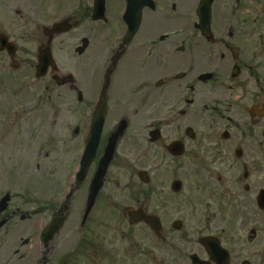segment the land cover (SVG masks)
<instances>
[{
  "label": "flooded vegetation",
  "instance_id": "1",
  "mask_svg": "<svg viewBox=\"0 0 264 264\" xmlns=\"http://www.w3.org/2000/svg\"><path fill=\"white\" fill-rule=\"evenodd\" d=\"M4 205L0 264L64 205L34 264H264V0H0Z\"/></svg>",
  "mask_w": 264,
  "mask_h": 264
},
{
  "label": "rangeland",
  "instance_id": "2",
  "mask_svg": "<svg viewBox=\"0 0 264 264\" xmlns=\"http://www.w3.org/2000/svg\"><path fill=\"white\" fill-rule=\"evenodd\" d=\"M29 160V159H28ZM28 160L22 163V168L28 166ZM67 158L62 156H54L53 158V167L55 173H62L64 172V166L66 163ZM55 177H58L55 175ZM24 182V175L21 174L20 180ZM19 206L22 213L25 211L30 212L31 206L21 202ZM77 205L71 206V211L77 210ZM17 221L14 222L13 227H6V230L9 231L5 237V246L7 249L5 250L3 257L5 258V264H32L31 259L33 261L32 255V242L34 237L36 236V231L40 230L41 226H45V223L37 222V221ZM39 220V219H38ZM13 225V224H11ZM4 242V239H2ZM27 240V243L23 245V242ZM32 241V242H31ZM17 249L18 252L14 254V250Z\"/></svg>",
  "mask_w": 264,
  "mask_h": 264
},
{
  "label": "water",
  "instance_id": "3",
  "mask_svg": "<svg viewBox=\"0 0 264 264\" xmlns=\"http://www.w3.org/2000/svg\"><path fill=\"white\" fill-rule=\"evenodd\" d=\"M62 223V220H57L54 219L53 223H51V225L48 227V229L46 230L45 236H44V240L49 239L50 237L53 236V234L57 231V229L60 227Z\"/></svg>",
  "mask_w": 264,
  "mask_h": 264
}]
</instances>
